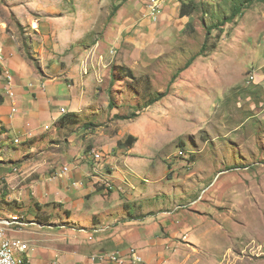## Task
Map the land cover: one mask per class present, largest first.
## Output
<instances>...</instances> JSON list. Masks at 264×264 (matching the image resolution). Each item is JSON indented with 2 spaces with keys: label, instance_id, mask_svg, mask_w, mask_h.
Listing matches in <instances>:
<instances>
[{
  "label": "rangeland",
  "instance_id": "374dc122",
  "mask_svg": "<svg viewBox=\"0 0 264 264\" xmlns=\"http://www.w3.org/2000/svg\"><path fill=\"white\" fill-rule=\"evenodd\" d=\"M189 1L197 11L181 20L169 0H0V35L70 101L54 107L66 108L60 118L79 119L49 122L48 140L35 137L39 149L16 162L13 201L8 184L2 193L29 223L16 233L29 250L43 257L53 243L60 257L88 260L135 247L144 264H264V2L225 24L234 0ZM158 92L167 97L148 106ZM15 135L0 133L7 161L33 143ZM129 135L138 140L125 154Z\"/></svg>",
  "mask_w": 264,
  "mask_h": 264
},
{
  "label": "crops",
  "instance_id": "0c3cea01",
  "mask_svg": "<svg viewBox=\"0 0 264 264\" xmlns=\"http://www.w3.org/2000/svg\"><path fill=\"white\" fill-rule=\"evenodd\" d=\"M169 2L172 3L173 5L176 6L178 5L177 7L174 8L175 10L174 12L176 14L174 18H180L179 16L180 3L177 0H169ZM180 19L183 20L182 18ZM0 32L2 33L1 29ZM156 32L159 31L156 30L154 32L155 36H156ZM7 40H8L7 38L0 35V66L2 68V73H0V93L2 94L4 99V101L2 102V106H0V127H1L0 133L2 134L8 132L11 134V132L14 131L17 133L14 139L16 137H19L22 140H24L23 144H25L27 142V137H29L32 138L29 140H32L33 142L32 144H28L27 146L28 149L26 150L22 158L16 160H10V161H7L4 158V163L0 171V178L2 180L1 179L0 180L1 182L5 181L6 185L7 184L9 185V189H11V192L8 194V198H9L10 196L13 197L14 193L12 190H15L17 187V185L10 184L15 179V177L12 176L13 173H8L10 164H14L20 167L21 164L19 165V163L17 164L16 162H20L22 159L30 155L31 152H34L36 149H39L37 146L38 142L37 143L34 142L37 140V138L35 137H40L41 139H43V141L48 140V138L45 137L43 133H41V130H47L46 126L48 127L51 126L49 122H52L53 125L56 124L57 126V122L61 119L60 118L61 113L60 111L56 112V110H54V107L57 106V103H61L62 105H65L68 104L70 101L61 95L64 93H61V91L57 92V88L54 85H48V83L52 82L51 80L43 81L39 75H33V74L31 75L29 73L30 67L25 65V63L21 59V56L11 48ZM21 64L28 69L26 70L23 69L21 67L22 66ZM7 74L12 75L11 84L8 83ZM24 74L26 76H29L30 78L29 83L25 81L26 77L24 76ZM84 82L85 81H83L82 84ZM28 86L33 87L34 89L27 90L26 87ZM53 87H55V89H53ZM89 92L90 91H88V94H92ZM60 99H65V100L59 101ZM6 100H10L11 110L7 109L3 105ZM41 122L44 124H40ZM133 151L134 148H131L128 151H126L125 154H128V152L132 153ZM19 179H20L19 183L21 184L25 180L24 177L23 178L20 177ZM22 179L24 180L21 182ZM60 184H64V183L60 182L59 184H56V186ZM72 186L73 189L74 188L78 189L79 187H83L84 183L81 180L73 181ZM32 194L34 195V192ZM98 194L102 196V194L104 193H98ZM39 195H41L40 192ZM105 196L103 197L106 199ZM25 197L27 196L25 195ZM127 205H129V202L125 203L123 207L125 206L128 207ZM133 218L130 220H133ZM96 231L97 230H95V232ZM46 233L47 231H44L42 234H46ZM35 234H39V233H35ZM32 241L36 242L37 240L33 239ZM61 246L62 245H57V244L54 245L53 243L42 246L40 250L42 253L45 252L46 254V256L43 257L37 254L39 251L38 247H36L37 249L36 248L33 249V251H31L30 248L28 253L24 255V259L29 264H90V258L87 260L86 257H82V256L60 257L57 249L60 248Z\"/></svg>",
  "mask_w": 264,
  "mask_h": 264
},
{
  "label": "built area",
  "instance_id": "2783aa9c",
  "mask_svg": "<svg viewBox=\"0 0 264 264\" xmlns=\"http://www.w3.org/2000/svg\"><path fill=\"white\" fill-rule=\"evenodd\" d=\"M8 83L11 84L12 75L7 74ZM13 95V94H11ZM15 111V109H14ZM61 114L66 113V108L60 109ZM48 128V127H47ZM22 143V139L16 137L14 144L19 145ZM92 156L96 160L101 159L99 152L93 151ZM4 159L0 156V168L3 166ZM69 167L63 169L62 174L69 172ZM8 173L19 174V169L10 165ZM60 174V176H62ZM20 177L18 176L17 179ZM1 179V178H0ZM2 180V179H1ZM0 180V264H23L26 260L24 255L29 251V243L16 233L21 232L24 228L28 227L29 223L24 216L20 214H14L11 209L6 208L5 200L2 199V193L5 189L6 183ZM23 180H21L22 182ZM13 200L11 197L7 200L11 203ZM90 264H144V258L139 250L135 247H131L125 251L115 252H99L95 253L90 258Z\"/></svg>",
  "mask_w": 264,
  "mask_h": 264
},
{
  "label": "trees",
  "instance_id": "16d2710c",
  "mask_svg": "<svg viewBox=\"0 0 264 264\" xmlns=\"http://www.w3.org/2000/svg\"><path fill=\"white\" fill-rule=\"evenodd\" d=\"M234 2H236L237 4L233 7V13L231 15V17L227 18L224 23H228L231 22L232 20H234L237 16L242 15V10L243 8L252 6L254 3L256 2H264V0H234ZM195 11H197L196 9V5L195 3H193V1H189V0H183L181 3V7H180V11H179V16L181 18L185 17V16H189L192 13H194ZM115 14V13H114ZM190 25V24H189ZM214 28H219L218 27H214ZM211 31L212 29L209 28L208 29V35H211ZM206 49V45H204L202 47L201 52L199 53V56H204L205 52L204 50ZM192 64L191 61L188 62L187 66L189 67ZM127 67L123 66L120 69V73L121 72H127ZM0 73H2V68L0 66ZM128 73H131V71H128ZM133 77V75H132ZM134 78V77H133ZM165 97H167V93H162V92H158L155 94V96L153 98L150 99V101L148 102V106H151L157 102H160L161 100H163ZM4 101L2 94L0 93V103H2ZM109 106L114 109L116 108L115 105L112 103V101L109 103ZM140 113H133L132 116H125V115H119V113H116V118L121 119V120H132L135 119L137 117H139ZM68 118V119H66ZM71 120V123H70ZM79 123V119H78V115L74 112L69 113L68 115L62 117L58 122H57V128L58 129H63L66 127V125H70V124H78ZM86 128H89L88 125H86ZM137 137H135L134 135H129L127 137V139L125 141H119L118 147L121 149H126L129 150L131 148L134 147L135 143L137 142ZM4 163V161H3ZM10 165H14V164H10ZM16 166V165H14ZM103 190V188H98L97 191L101 192ZM111 190V189H110ZM61 206V205H60ZM23 264H29L27 261H25Z\"/></svg>",
  "mask_w": 264,
  "mask_h": 264
}]
</instances>
